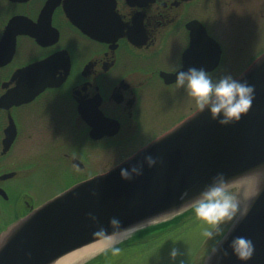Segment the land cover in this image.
Returning a JSON list of instances; mask_svg holds the SVG:
<instances>
[{"label": "flooded vegetation", "instance_id": "obj_1", "mask_svg": "<svg viewBox=\"0 0 264 264\" xmlns=\"http://www.w3.org/2000/svg\"><path fill=\"white\" fill-rule=\"evenodd\" d=\"M235 3L244 8L236 0H0V235L35 208L22 198L48 200L104 173L193 114L199 107L175 74L201 68L218 46L206 72L232 74L219 24Z\"/></svg>", "mask_w": 264, "mask_h": 264}, {"label": "water", "instance_id": "obj_2", "mask_svg": "<svg viewBox=\"0 0 264 264\" xmlns=\"http://www.w3.org/2000/svg\"><path fill=\"white\" fill-rule=\"evenodd\" d=\"M219 54L218 46L217 56L202 58L201 68L213 69ZM234 79L254 88L251 108L239 122L222 126L198 108L117 166L68 187L8 225L0 236V264H54L104 238L101 228L111 235L110 220L124 228L166 220L192 207L217 174L240 185L250 183V173L264 172V52ZM145 156L156 165L149 168ZM137 164H143V174L124 180L121 169ZM224 235L220 250L212 255L215 242L200 264H264V183L247 214ZM235 237L252 242L251 259L233 254L229 245Z\"/></svg>", "mask_w": 264, "mask_h": 264}, {"label": "clouds", "instance_id": "obj_3", "mask_svg": "<svg viewBox=\"0 0 264 264\" xmlns=\"http://www.w3.org/2000/svg\"><path fill=\"white\" fill-rule=\"evenodd\" d=\"M176 83L185 88L201 111L207 109L211 118L217 120L222 126L239 122L241 116L247 114L254 99V88L247 82H240L231 75H224L219 79H213L203 68L190 67L187 71H178ZM144 162L149 168L156 165L157 160L152 156H145ZM143 164L133 165L131 170L121 169L120 175L124 180H131L133 176L142 175ZM250 183L238 185L236 181H229L223 174H217L212 182L191 202L196 217L201 223V235L207 240L215 241L211 252L215 255L220 250V245L227 239L224 228L231 224L232 228L248 212L251 201L259 195L261 184L264 183V172L255 171L249 174ZM147 222L141 221L135 225L124 228L119 221H109L114 227L111 235H107L106 229L101 228V234L106 240L102 251H111L113 255H119L120 243L141 230ZM222 237V239H217ZM229 247L241 261L251 259L254 252L253 244L244 237L232 239ZM227 251L223 255L227 256ZM182 253L173 247L169 253L172 262H177V257ZM178 264H185L180 259Z\"/></svg>", "mask_w": 264, "mask_h": 264}, {"label": "rangeland", "instance_id": "obj_4", "mask_svg": "<svg viewBox=\"0 0 264 264\" xmlns=\"http://www.w3.org/2000/svg\"><path fill=\"white\" fill-rule=\"evenodd\" d=\"M237 1H240V4L244 2V8L240 10L236 3L233 4L234 10L227 9V15L224 14L220 17L224 18L222 19L225 22L224 25L218 23L219 28L227 34L226 43L230 49L228 62L232 64L231 76L233 78L244 72L252 61L264 52V0ZM231 35H233V40H231ZM223 75H225L223 72L218 71L216 76L220 78ZM17 180L14 179L12 182L18 183ZM48 189L55 192L59 187L53 186ZM23 199L20 200L22 206L28 202L33 207H37L46 201L42 196H28L24 201ZM11 203L12 196L9 201L4 202L5 205L9 206ZM201 223L197 217H194L174 235L157 238L154 242L146 245L124 247L120 249L119 255H113L111 251H108L91 264H174L169 258V253L173 247L182 253L181 256L177 257L175 264H178L180 259L185 264H200L210 246L215 243V241L207 240L201 235ZM229 225L225 226L224 232ZM103 248L70 264H85L103 253Z\"/></svg>", "mask_w": 264, "mask_h": 264}, {"label": "trees", "instance_id": "obj_5", "mask_svg": "<svg viewBox=\"0 0 264 264\" xmlns=\"http://www.w3.org/2000/svg\"><path fill=\"white\" fill-rule=\"evenodd\" d=\"M194 217H196V215L194 209L191 207L170 219L147 225L141 230H136L134 234H132L129 238L124 240L123 243H120L117 246L120 249H123L124 247L128 248L137 245H146L154 242L157 238L174 235ZM105 253L106 252L104 251L85 264H91L92 262H95L100 256L104 255Z\"/></svg>", "mask_w": 264, "mask_h": 264}, {"label": "bare ground", "instance_id": "obj_6", "mask_svg": "<svg viewBox=\"0 0 264 264\" xmlns=\"http://www.w3.org/2000/svg\"><path fill=\"white\" fill-rule=\"evenodd\" d=\"M106 240L104 238L94 241L90 244L84 245L80 248H77L70 253L64 255L59 260H57L54 264H70L75 260L86 256L92 252H95L103 247H105Z\"/></svg>", "mask_w": 264, "mask_h": 264}]
</instances>
